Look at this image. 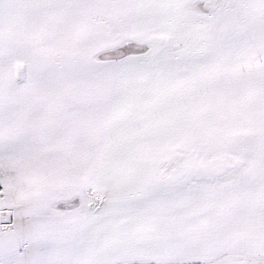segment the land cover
Returning <instances> with one entry per match:
<instances>
[{"label": "snow or ice", "instance_id": "snow-or-ice-1", "mask_svg": "<svg viewBox=\"0 0 264 264\" xmlns=\"http://www.w3.org/2000/svg\"><path fill=\"white\" fill-rule=\"evenodd\" d=\"M0 264H264V0H0Z\"/></svg>", "mask_w": 264, "mask_h": 264}]
</instances>
